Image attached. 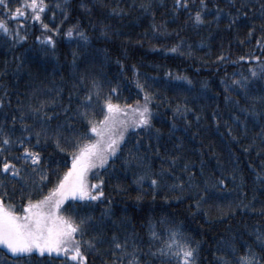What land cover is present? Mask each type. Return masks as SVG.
Segmentation results:
<instances>
[{
	"label": "trees",
	"instance_id": "16d2710c",
	"mask_svg": "<svg viewBox=\"0 0 264 264\" xmlns=\"http://www.w3.org/2000/svg\"><path fill=\"white\" fill-rule=\"evenodd\" d=\"M18 2L10 0L8 7ZM82 2L88 6L81 7ZM46 3L55 5L56 0ZM63 4L66 15L51 6L41 12L49 29L31 18L21 24L0 8V18L13 33L0 31V131L20 135V112L26 113L24 123L31 124L28 105L43 100L45 111L54 114L49 127L61 128L64 149L41 136L36 151L44 157L41 165L47 161L49 175L43 182L37 176L36 185L23 169L26 181L0 172V194L7 192L6 203L20 211L27 200L47 194L71 167L74 138L95 139L89 119H103L106 98L135 107L145 102L147 92L149 124L133 126L123 112L119 120L127 119L128 126L117 153L104 167L88 171L90 183L102 179L97 190L103 196L60 206L66 215L88 218L83 239L102 232L103 242L95 249L84 247L85 264H127L131 240L123 250L114 243L122 244L129 234L141 264H176L174 255L154 251L171 239L173 228L178 242L196 245V264H221L222 258L241 264L252 252L264 259V101L249 99L264 95V73H259L264 64V0H203V8L201 0H187V6L184 0L179 5L174 0ZM198 10L199 24L193 15ZM73 25L74 32L88 35L87 42L64 35ZM17 31L26 39H16ZM49 35L53 44L43 40ZM251 69L258 75L245 96L230 82L249 76ZM89 90L91 104L82 101ZM241 107L254 109L256 115L251 110L245 115ZM28 139L34 141L35 136ZM6 147L9 151L0 149V155L22 151L17 144ZM152 176L158 177L155 186ZM0 264L65 262L62 257L13 256L0 247Z\"/></svg>",
	"mask_w": 264,
	"mask_h": 264
},
{
	"label": "snow or ice",
	"instance_id": "6c2138e0",
	"mask_svg": "<svg viewBox=\"0 0 264 264\" xmlns=\"http://www.w3.org/2000/svg\"><path fill=\"white\" fill-rule=\"evenodd\" d=\"M179 5L181 0H174ZM10 0H0V8H3L4 15L12 18L19 19L20 23H25L29 18L32 20H39L44 29H49V24L43 23L41 20V12L48 7H54L64 9L65 15L67 14L66 8L63 4V0H56L55 5H49L46 0H19L14 8H9L8 4ZM184 5L187 6V0H184ZM85 3H81V7H87ZM203 0H201V8H203ZM112 11H116L112 9ZM194 19L197 24L202 22L201 11L198 10L194 14ZM220 13L217 12V16ZM58 28V26H57ZM57 28H51L50 31L56 32ZM76 26H71L65 33V36H77L80 40L87 42L89 37L83 31H73ZM0 31L6 35H13L9 24L4 18H0ZM103 31V27L101 28ZM251 32V29L249 30ZM15 38L18 40H25L26 37L20 35L19 31L15 33ZM36 39L40 40L41 37ZM44 41L49 44H53L52 36H44ZM54 52V49H53ZM76 53H73L75 57ZM259 73H264V64L259 68ZM257 69H251L249 76L241 75L235 80L231 81L232 85H236L239 89L243 90V94L248 96L249 82L257 77ZM83 79V77H81ZM187 80V77H183ZM190 84L191 81L189 80ZM95 86V84H94ZM111 92H115L116 89H110ZM71 95V93H70ZM150 98L149 93H145V102L133 107L132 105L121 106L118 103H113L111 98L104 100V107L107 109L105 116L100 121L96 122L89 119L91 125L89 131L95 134V139H81L80 136L74 138V142L71 145V167H69L59 178L53 187L48 189L46 195L40 197L37 200H27L21 206L20 211L14 210V205L6 203L5 196L7 192L0 194V244L4 245L9 253L13 256L25 254L38 255L40 258L48 257L49 259L61 258L65 264H85L84 247L95 249L97 243L103 242L102 232H98L96 237L90 239H83L84 226L89 222L88 218L81 215L78 219L71 214H64V209L60 206L64 203L68 197L76 198L79 200L90 203L96 201L98 197L103 196L102 190H97L102 186L103 181L89 182L87 180V174L90 169H98L104 167L110 156H114L117 153V149L120 146V140L124 136V129L128 126V120H117L116 114L121 112H128L131 116V123L133 126L148 125L149 124V108L147 101ZM227 99V97H226ZM249 99L264 101V95L251 96ZM82 101L91 104V90L82 97ZM3 101L0 100V104ZM45 101L41 100L33 107L28 105L29 114L32 118V123H24L26 119V113L20 112L19 119L22 124V132L20 135H14L13 130L7 132L0 131V149L4 152H8L9 149L6 146L17 144L22 151L19 154H9L8 156L0 155V172L4 175L11 177H19L22 181L28 179L27 175H22L21 170L32 174V184L36 185V177H39L40 182L48 179V166L47 161L41 165V161L44 157L40 152L36 151V148L40 147V138L43 135L45 140L52 139L56 146L60 148L61 144V128L59 125L49 127V122L53 118L54 114L46 112ZM19 107V106H18ZM79 107V105L77 106ZM67 108V105H65ZM245 115L251 110L255 116L254 109L247 107H241L240 109ZM175 111V110H174ZM82 114L87 115L86 111H82ZM215 118V117H213ZM233 118L240 120L239 116L233 113ZM17 120L16 116L12 117V122ZM67 122V118H65ZM242 124L243 121H240ZM175 127L173 123L172 128ZM172 130L171 128L169 129ZM159 130H157L158 132ZM35 136L34 141H29L28 138ZM82 135H87L84 133ZM64 151L63 148H60ZM15 159L16 163H13ZM28 162H31L28 164ZM25 165H28L25 167ZM144 177H137V180H141ZM151 184H158V177H150ZM223 183V181H221ZM67 207V206H66ZM75 212V209H72ZM104 215H108V210H102ZM151 227V225H150ZM150 236L156 238V232L151 231ZM178 235L175 228L171 231V239L161 245L160 249H155V252H161L163 255H174L176 258V264H196L197 247L195 244L180 243L175 238ZM112 240L115 242L117 238L115 233ZM132 242V252L125 253L130 258L127 264H141L138 256L136 255L137 248L135 246V238L130 234L126 236V239L121 244L115 242L114 247L116 249H127ZM99 251V249H96ZM221 264H230L228 258H222ZM241 264H264V259L257 256L255 252L251 255H245Z\"/></svg>",
	"mask_w": 264,
	"mask_h": 264
},
{
	"label": "rangeland",
	"instance_id": "374dc122",
	"mask_svg": "<svg viewBox=\"0 0 264 264\" xmlns=\"http://www.w3.org/2000/svg\"><path fill=\"white\" fill-rule=\"evenodd\" d=\"M122 113H123V112L116 114V117H115V118H116L117 120H119L120 117H122ZM128 119H129V122H131V116H130ZM87 177H88V174H87ZM77 198H78V197H76V198L68 197L67 199H65V201H68V200L73 201L74 199H77ZM65 201H64V202H65ZM0 247H2V249H3L4 251H7V252H8V250L6 249V247H5L4 245L0 244Z\"/></svg>",
	"mask_w": 264,
	"mask_h": 264
}]
</instances>
